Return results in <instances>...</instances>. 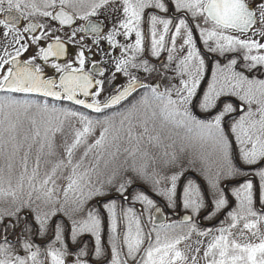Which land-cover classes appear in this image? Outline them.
Masks as SVG:
<instances>
[{
    "label": "snow or ice",
    "instance_id": "1",
    "mask_svg": "<svg viewBox=\"0 0 264 264\" xmlns=\"http://www.w3.org/2000/svg\"><path fill=\"white\" fill-rule=\"evenodd\" d=\"M0 264H264V0H0Z\"/></svg>",
    "mask_w": 264,
    "mask_h": 264
},
{
    "label": "rangeland",
    "instance_id": "2",
    "mask_svg": "<svg viewBox=\"0 0 264 264\" xmlns=\"http://www.w3.org/2000/svg\"><path fill=\"white\" fill-rule=\"evenodd\" d=\"M49 167H50V165H49Z\"/></svg>",
    "mask_w": 264,
    "mask_h": 264
}]
</instances>
